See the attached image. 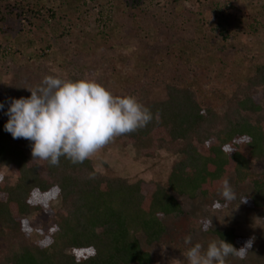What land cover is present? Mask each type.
Returning a JSON list of instances; mask_svg holds the SVG:
<instances>
[{"label":"trees","instance_id":"16d2710c","mask_svg":"<svg viewBox=\"0 0 264 264\" xmlns=\"http://www.w3.org/2000/svg\"><path fill=\"white\" fill-rule=\"evenodd\" d=\"M3 1L0 49L13 52L19 71L0 73V103L4 104L0 110V264H77L78 258L79 264H153L146 248L167 235L161 217L184 216L174 194L210 199L232 176L235 186L251 187L246 205L264 214V63L254 65L246 82H236L220 111L204 107L190 86L166 85L167 97L161 102L137 100L151 111L152 120L114 141L126 148L151 139V148L142 153L150 161L141 170H130L127 177L114 173L107 163L97 165L94 157L75 164L60 157L54 166L29 158L20 143L31 150L30 142L14 140L4 131L5 112L10 98L30 97L26 88L39 86L45 76L102 85L95 74L97 62L84 65L72 54L69 60L64 58L70 55L75 38L70 19L79 1L84 5L87 0H69V7L68 0H58L63 5L55 10L43 3L36 8L31 0ZM113 1L119 0L97 3L104 10ZM141 1L129 0V9L139 11ZM184 1L190 0L178 2ZM193 2L224 41L230 31L255 37L263 32L262 4L254 16L237 13L231 0ZM99 18L109 22L102 11ZM22 33L23 40L15 48L12 41ZM6 40L10 46H5ZM158 152L177 157L163 177L157 173L162 161ZM52 198L57 199L54 208L49 203ZM32 213H41L34 227L28 222ZM206 222L190 219L188 229L213 234L236 249L245 244L232 230H204Z\"/></svg>","mask_w":264,"mask_h":264},{"label":"rangeland","instance_id":"374dc122","mask_svg":"<svg viewBox=\"0 0 264 264\" xmlns=\"http://www.w3.org/2000/svg\"><path fill=\"white\" fill-rule=\"evenodd\" d=\"M15 1L17 0L3 2L13 4ZM31 1L36 8L39 3L53 10L63 5L58 0ZM178 1L142 0L138 6L139 11L136 12L129 9V0L109 2L104 10L97 0H87L84 5L79 1L70 19L75 38L71 39L70 55L68 53L64 58L69 60L73 55L78 62H84V65L97 62L99 70L95 73L96 77L114 96L124 97L130 94L136 100L144 98L157 103L166 99V85L190 86L204 107L220 111L234 91L236 82H246L254 65L264 63V27L263 32L256 37L242 34L241 30L239 33L230 31L224 41L217 31L212 32L214 23L207 18L205 20L200 10L197 11L199 8L193 7L196 5L193 0L183 3ZM231 2L237 13L254 16L260 11L259 5H264V0ZM69 3L68 0L66 6ZM99 11H102L109 22L99 18ZM242 23L244 25L245 21ZM262 24L264 25V21ZM201 29L197 36L195 31ZM24 34L17 35L12 46L18 48ZM66 41L69 42L68 39ZM6 43L5 46H10L7 40ZM7 51L5 54L0 49V73L4 69L19 71L16 56L12 51ZM114 140L93 156L97 165L99 162L107 163L114 173L119 172L127 177L130 170H141L144 164L149 163L150 159L143 158L142 153L151 148V139L137 141L126 148L120 147ZM20 145L27 151L29 158H32L28 145L24 142ZM156 156L162 160L157 173L159 177H163L177 157L168 152H158ZM228 182L236 198L224 209L213 208L215 201L223 200L220 195L222 190L216 191L210 199H189L174 194L184 216L161 217L167 235L160 243L146 248L152 254L153 264H172L173 260L184 262L182 254L196 243L206 249L210 242L219 241L215 235L204 233L198 228L189 230L190 219L212 220L210 230H232L246 241L254 238L244 259L230 255L225 264H264L263 211L242 203L251 192L249 184L237 187L233 176ZM56 200H50L52 208L57 203ZM39 214L29 215L28 222L32 227L39 221ZM188 236L191 237V244H185ZM139 240L143 245V238L139 237ZM240 244L241 241L238 245Z\"/></svg>","mask_w":264,"mask_h":264},{"label":"clouds","instance_id":"9594fccd","mask_svg":"<svg viewBox=\"0 0 264 264\" xmlns=\"http://www.w3.org/2000/svg\"><path fill=\"white\" fill-rule=\"evenodd\" d=\"M26 89L30 97L10 98L4 131L14 140L30 142L32 160L48 161L54 166L60 157L73 164L82 163L116 137L145 127L153 118L135 97L114 96L92 80L71 81L49 75L39 86ZM3 108L0 103V110ZM220 195L225 204L215 201L214 209L236 198L227 180L222 183ZM246 202L244 198L242 203ZM209 227L212 220L206 222L204 230ZM253 243L254 238H250L238 250L223 239L210 242L206 249L196 243L182 254L184 262L173 260L172 264H225L230 255L244 259ZM185 244H191L190 236Z\"/></svg>","mask_w":264,"mask_h":264}]
</instances>
